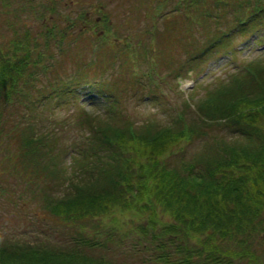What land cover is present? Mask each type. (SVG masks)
<instances>
[{"label": "rangeland", "instance_id": "rangeland-1", "mask_svg": "<svg viewBox=\"0 0 264 264\" xmlns=\"http://www.w3.org/2000/svg\"><path fill=\"white\" fill-rule=\"evenodd\" d=\"M232 2L224 7L216 0H0V75L4 77L0 94L10 87L26 92L23 98L15 92L9 104L0 103L2 250L15 256L18 249L10 244L18 241L41 251L58 249L48 243L73 250L79 246L74 239L83 238L88 241L77 255L84 260L181 264L190 250L174 253L180 238L171 242L170 250L177 257L158 258L163 251L155 233L176 220L163 210L155 213L139 201L126 207L113 204L117 207L107 214L78 219L69 215L73 213L69 208L56 213L52 203L75 193L81 181L82 176L78 179L69 169L75 165L76 148L88 147L114 170L125 169V162L110 152L107 157L96 143L93 129L97 126H91L96 119L112 129L131 121L136 131L147 133L171 125L184 111L183 120L197 130L204 126L202 132L184 134L165 151L154 152L175 167L182 158L209 156L218 148L217 140L245 143L239 136L234 138L236 133L223 123L201 124L195 107L215 86L223 89L234 84L244 63L264 59V26L255 37L238 34ZM209 11L213 16H208ZM47 25L55 28L47 33ZM223 33L230 34V40L225 38L227 45L212 47ZM85 82L93 83L94 91L83 87ZM76 86L80 88L69 90ZM99 88L105 93L98 95ZM260 117L264 124L262 113ZM28 136L43 140L27 147ZM48 140L53 146H42ZM136 147L130 144L126 152L136 154ZM195 236L191 232L182 239L201 249L197 252L202 256L193 258L201 264L204 254L222 255L221 264H227L231 256L226 258L225 251L232 243L235 248L252 246V254H257L233 259L235 264H264L261 230L246 240H240V235L227 237L217 250L201 245L206 246L202 234L197 239L203 241Z\"/></svg>", "mask_w": 264, "mask_h": 264}, {"label": "trees", "instance_id": "trees-1", "mask_svg": "<svg viewBox=\"0 0 264 264\" xmlns=\"http://www.w3.org/2000/svg\"><path fill=\"white\" fill-rule=\"evenodd\" d=\"M232 1L233 14L237 18L234 30L241 35L250 33L249 38L258 35L264 26V0ZM216 2L219 6L226 7L230 0ZM208 13V16H213L212 11ZM216 17L219 16H214ZM226 37L230 40V34L223 33L214 41L212 47H225L228 43ZM261 43L264 44V41ZM239 71L234 84L223 89L222 86H215L195 107L201 124L223 123L236 133L234 138L239 136L244 139V144L217 140L219 146L215 147L216 151L209 156H196L191 160L182 158L175 167L170 166V160H160L159 155H154V152L165 151L169 143L185 136L184 134L202 132L201 128L204 126L197 130V127L183 120L184 111L171 125L147 133L143 130L136 131L134 122L130 123L131 121L125 124V127L121 123V127L112 129L109 126L104 127L101 122H96V119L91 122L92 127L97 126L93 129L96 143L106 150L103 153L107 154V157L110 152L113 158H120L118 160L125 162L126 167L114 170L105 164L107 160H98L99 156L90 152L88 147L76 148L73 153L76 157L75 165L69 166V169L73 170L78 179L81 176L82 178L75 193L65 194L52 203V206L56 204L55 212L59 213L57 211L63 207L69 208L73 211L69 215L80 219L87 215L94 217L107 214L117 207L113 204L126 207L143 201L146 209L151 208L155 213L163 210L176 219L175 223L172 221L157 230L155 239L160 241L158 247L163 253L158 258L163 261L177 257L174 253L179 254L181 250H190L189 255L186 252L181 264H201L193 258L203 254L201 251L197 252L201 250L199 247L195 249L185 243L182 239L184 234L188 236L189 233L195 232L196 240L203 238L206 241V246L202 242L201 245L209 250H217L226 244L224 239L227 237L233 239L239 238L240 235V240H246L249 235H255L259 230L264 232V124L260 122L261 117L259 118L261 113L264 116V59L244 63ZM3 80L4 77L0 75V84ZM17 81L18 79H15L12 82L13 86L17 85ZM77 88L71 87L70 91L74 92ZM15 92L18 98H23L26 94L19 95L10 87L0 94V102L9 104L13 101ZM95 92L98 95L104 93L100 88ZM31 138L28 136L24 141L27 147H30L32 142L43 140L39 136ZM50 142L51 140H48L42 146H53L52 143L49 145ZM130 144L138 146L135 148L138 153L133 154L130 150L126 152ZM147 147L151 149L150 152L145 151ZM50 149L53 150L52 147ZM29 150L33 152V149ZM47 151L44 152L45 155ZM82 153L86 156H82ZM143 154L146 156L141 157ZM99 161L102 165L98 164ZM129 168H132L131 172ZM101 184L105 185L100 188ZM165 233L169 236L165 237ZM171 233H175L172 238ZM200 234L202 238L197 239ZM179 238L182 242L174 244L177 245L176 252L172 253L171 242ZM235 245L232 243L226 248V258L231 256V260H226L227 264H235L233 259L243 256L257 257V254L251 252L252 246L241 248L237 245L235 248ZM11 254L0 251V264H107L105 261L70 257V254L59 255L56 252L24 248L15 252L13 257ZM203 257L202 264H221L223 261H220L225 258L217 254H204Z\"/></svg>", "mask_w": 264, "mask_h": 264}]
</instances>
